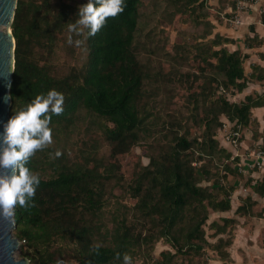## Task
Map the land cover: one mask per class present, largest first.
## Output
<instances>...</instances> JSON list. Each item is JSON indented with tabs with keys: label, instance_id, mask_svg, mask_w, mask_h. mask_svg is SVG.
Masks as SVG:
<instances>
[{
	"label": "trees",
	"instance_id": "obj_1",
	"mask_svg": "<svg viewBox=\"0 0 264 264\" xmlns=\"http://www.w3.org/2000/svg\"><path fill=\"white\" fill-rule=\"evenodd\" d=\"M207 1L163 0L173 27L204 26L165 50L156 30L140 40L143 0H17L10 118L20 174L11 193L13 234L29 264H207L208 251L231 261L234 219L208 221L232 210L233 180L243 176L218 136L229 122L241 143L258 126L253 110L264 94L229 95L262 83L264 70L254 64L247 74L249 55L230 52L233 39L211 37ZM238 2L255 0H218L233 14ZM262 43L245 39L250 49ZM72 47L85 60L61 74L52 59ZM176 98L185 111L170 109ZM136 147L149 162L126 178L118 158ZM246 180L264 197V177ZM117 188L135 204H121ZM242 201L236 215L255 205L250 195ZM160 241L167 249L155 258Z\"/></svg>",
	"mask_w": 264,
	"mask_h": 264
},
{
	"label": "rangeland",
	"instance_id": "obj_2",
	"mask_svg": "<svg viewBox=\"0 0 264 264\" xmlns=\"http://www.w3.org/2000/svg\"><path fill=\"white\" fill-rule=\"evenodd\" d=\"M80 2H81V0H73L74 4H77ZM142 5L143 6L141 8V20H140V26H139L141 28V31H140V33H141L140 40L141 41L145 40L146 35L151 33L153 30H156L155 32H157L159 34V36H160L159 39L162 41V44H164L163 48L165 50H168L173 45L182 44V43H185L186 41L190 42L192 40H195L196 36H198L204 32V26L203 25L195 26L193 24H183V25H177V26L173 27V25L170 24L169 20H165L166 18H164V16H163V14H164V12H163V8H164L163 0H143ZM203 13H206L209 15L207 17V20H205L206 23L210 22L214 26H216V24H218L217 29L220 30L219 32L223 31V29H220V25L225 26L228 29L233 28L235 30L236 29L238 30V26L242 22V20H240L239 23H235L233 20L232 21L230 20V22L226 21L227 18H230V16H226L225 14H223L222 10H218L217 8H214V5H212V0L207 1V5H206ZM215 33H216V29L213 30V34L211 35V37H213V35ZM72 48H70V49L59 48V50L57 51V54H55L53 59H52L51 63L55 66L57 71L61 74H65L74 66H77V67L80 66L85 60L86 53L84 51H82L80 48H75V47H72ZM242 48L243 47H241V49ZM229 49L234 50L235 47L229 46ZM148 56H149V54L147 55V57L144 54L140 58L144 60L143 57L148 58ZM245 66H246V70L248 71V68H247L248 64H245ZM242 98H243L242 95H239L237 97L229 95L230 101H238L239 99H242ZM170 109L172 111H178L180 109H183L185 111L184 104H183V102H181V100L179 98L174 99L173 103L170 104ZM84 116H85L84 114L81 115L80 122L85 121ZM258 126L254 127V128L251 127L249 130L253 131L254 134H256L258 136H262V133L258 132L260 130V126L259 127ZM231 129H232V127H231ZM247 132H248V130H246L244 132V138H245V134ZM225 134H226V131L223 128L221 133H219V136H218V140H219L221 146H225V145H223L224 143L226 145L227 144L230 145L229 141L227 140V137H225ZM257 141H258V139L255 140L251 136V138L249 137L248 140H243V144H241L242 142L241 143L237 142L236 144L232 145L233 148H231V149L234 151V153L237 152V153H239V155H241V156L238 155V158L240 159L243 157V160L240 161L239 165L234 166L236 168H239L238 171L243 176V180H239V179H235L236 181L233 180L235 185H237L239 188L241 186L245 185V182L247 181L246 179L248 177H250V175L253 174L254 172H257L258 174L262 173V172H259L260 169H258L257 167L251 168L249 163L246 164L247 153L256 148ZM104 151H105V153H108L106 148H104ZM118 160H119V163L121 166V173H123V175L126 178L129 177V175L131 174V172L134 170L135 166L139 162H141L143 165H147L149 162V159L146 157L145 151L141 147L134 148L130 154L123 155V156L119 157ZM261 175L263 176V173ZM253 179H255V178H253ZM260 179H261V177H260ZM244 193H246V192H244ZM115 194L118 196L121 204H125L129 207H131L135 204V200L132 199L131 197H129V195L125 194L120 188H117L115 190ZM253 196L258 198L256 195H253ZM113 202H114V200H113ZM236 203H237V201L233 199L232 200L233 207H235ZM110 209L111 208L107 209V211H110ZM254 213L258 217L262 218V211H258V212H254ZM227 216L228 217L232 216V213L231 212L212 213L210 215V219L208 221V224L213 220H218L220 222L219 219L221 217H227ZM208 233H210L209 230H207V234ZM209 241L211 242V240H209ZM21 244L22 243L19 241V249L14 254L16 260H22L23 259L21 256ZM165 245L166 244L163 241H160L159 243L156 244L155 250L153 253L155 258L159 256V253L161 251L167 249V246H165ZM208 257H211L210 251H208ZM143 261L144 260L142 258L136 259L135 264H147Z\"/></svg>",
	"mask_w": 264,
	"mask_h": 264
},
{
	"label": "crops",
	"instance_id": "obj_3",
	"mask_svg": "<svg viewBox=\"0 0 264 264\" xmlns=\"http://www.w3.org/2000/svg\"><path fill=\"white\" fill-rule=\"evenodd\" d=\"M212 5H214V7L218 10H222L223 14H225L226 16H230V18H227L226 21H232L236 12L233 14V9L231 7L228 6L225 10H223V8H219L218 0H212ZM241 14L242 15L240 20H242V22L239 24V26L237 25L238 30H235L233 28L228 29L225 26L220 25V29H223V31L219 32L220 30L217 29L218 24H216V33H219L220 35L225 36L229 39H233L234 43L227 46V49L230 52L241 50L243 53L249 55L245 63L248 64V71L246 70L245 66L247 74L251 72V65L254 64L261 66L262 70H264V44L262 43V45L259 47L254 46L251 49L245 46L246 37H253L255 34L264 41V22H261V15L263 16L264 14V0H255V2L250 5V8L248 7ZM229 46L235 47V49L230 50ZM240 46L243 47V50ZM255 94H264V81H262V83L254 81L248 83L247 88L242 93L236 94L234 96L237 97L239 95H242L243 98L234 102H240L245 98V96ZM253 115L258 125L260 126V130L258 132L262 133V136H260L257 141L255 149L260 148L264 152V106L255 108L253 110ZM251 136L253 137V132L248 130V132L245 134L244 140H248V138H251ZM241 144H243V142ZM223 145H225L223 146L225 149L230 151L234 156L238 157L239 153H234V151L231 149L233 148L231 144L226 145L224 143ZM253 150L247 153L246 164L249 163L251 168H256L253 165V159L250 157V154ZM241 160H243V157L240 158V161ZM259 172H262L263 176L261 175L262 173L258 174L257 172H254L250 175V177L255 179L264 177V168L260 169ZM234 181L236 180L234 179ZM248 195H250L252 197V200L255 201V205L252 207V210L249 212V214L244 216L236 215V209L244 203L242 199L246 198ZM253 195L256 194H253L250 188H246L243 186L237 189L233 195V199L236 200L237 203L235 204V207H233L230 211L232 213V216L226 217L234 219L233 240L229 248H227V251L230 254L231 261L226 264H264V197H259L258 195H256L258 197L256 198ZM258 211H262V218L258 217L254 213ZM211 242H215V240ZM210 253L211 257L207 264H224L219 260V258H217L218 256H216L213 251H210Z\"/></svg>",
	"mask_w": 264,
	"mask_h": 264
},
{
	"label": "water",
	"instance_id": "obj_4",
	"mask_svg": "<svg viewBox=\"0 0 264 264\" xmlns=\"http://www.w3.org/2000/svg\"><path fill=\"white\" fill-rule=\"evenodd\" d=\"M16 3L17 0H0V264H29L27 259L16 260L14 256L19 249V240L13 235L11 187L20 174L10 118V88L16 48L11 24Z\"/></svg>",
	"mask_w": 264,
	"mask_h": 264
},
{
	"label": "built area",
	"instance_id": "obj_5",
	"mask_svg": "<svg viewBox=\"0 0 264 264\" xmlns=\"http://www.w3.org/2000/svg\"><path fill=\"white\" fill-rule=\"evenodd\" d=\"M246 9H247V4L245 2H238L236 13L232 20L235 23H239L241 13H243L244 10ZM231 127L232 125L229 122H226V124L224 125V129L226 131L225 137H227V140L231 145H234L238 141L239 133L232 131ZM250 157L253 159L254 161L253 165L255 167H257L258 169L264 168V152L262 151V149L257 148L253 150L250 154Z\"/></svg>",
	"mask_w": 264,
	"mask_h": 264
}]
</instances>
